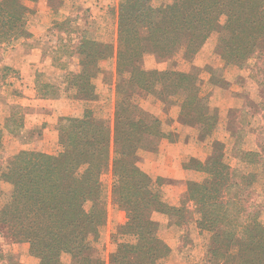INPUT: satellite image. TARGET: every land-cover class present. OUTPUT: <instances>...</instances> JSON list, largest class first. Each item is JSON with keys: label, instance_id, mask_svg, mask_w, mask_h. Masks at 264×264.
Masks as SVG:
<instances>
[{"label": "trees", "instance_id": "16d2710c", "mask_svg": "<svg viewBox=\"0 0 264 264\" xmlns=\"http://www.w3.org/2000/svg\"><path fill=\"white\" fill-rule=\"evenodd\" d=\"M153 1L122 0L117 9L118 98L113 126L94 117L91 108L80 117L64 116L57 124L59 152L20 150L0 170V181L9 186V196L0 206V231L14 241L26 242L37 264H102L89 238L98 236L106 219L99 177L108 168L113 197L126 213L125 223L113 235L115 248L109 264H160L169 253L151 215L161 212L182 225L186 208L162 201L137 165V151L150 148L165 132L157 117L143 116L139 105H132L130 93L136 88L150 94L158 86L168 88L181 98L178 117L182 125L194 126L204 139L215 120L204 116L198 105L195 77L141 67L144 51L169 54L184 45L186 51L195 53L223 18L221 56L239 66L253 58L256 81L264 86V0ZM28 13L24 0H0V43L29 37ZM113 51L109 43L79 37L74 53L80 69L65 73L64 78L73 95L92 97L98 62ZM35 86L40 97L59 94L48 82L36 80ZM48 89L55 93L48 95ZM22 126V116L6 117L0 127V148L4 133L14 134ZM221 145L213 142L207 159L195 165L206 177L187 186V199L198 214L196 227L209 233L201 264H264V223L251 203L257 174L227 164ZM238 160L257 165L264 180V151L240 147ZM2 193L0 189V197Z\"/></svg>", "mask_w": 264, "mask_h": 264}, {"label": "rangeland", "instance_id": "374dc122", "mask_svg": "<svg viewBox=\"0 0 264 264\" xmlns=\"http://www.w3.org/2000/svg\"><path fill=\"white\" fill-rule=\"evenodd\" d=\"M121 1L24 0V4L29 8L25 20L29 37L17 39L12 43H0V127L8 116L23 117V126L18 132H5L2 137L0 170L20 150L41 151L39 148L43 146V125L36 121L32 127L25 128L24 119L28 109L21 105L18 98L22 94L20 87L26 83L22 81L23 84H18L21 80L18 66L26 63L22 58L26 51L40 56H35L32 62L33 65L37 62L38 66L31 67L26 74L29 76L27 80L33 81L37 97H61L62 104L66 101L72 107L75 106L79 114L84 113L86 108H91L94 117L105 119L111 127L113 126V112L118 98L115 56L114 62L112 57L99 62V72L93 79V101L76 102L71 97L74 90L66 89L64 78L66 71L77 66L74 47L80 36L86 35L107 42L116 51L117 9ZM171 1L154 0L153 3ZM222 24L223 18L195 53L186 51L184 45L173 48L169 54L146 50L140 62L141 67L145 69L170 74L184 72L195 77L198 87L195 93L200 99L198 105H201L204 116L215 120L208 138H202L194 126L182 125L178 117L181 98L170 94L168 88L161 89L158 86L151 94L136 88L130 93L132 105L137 103L143 116L157 117L165 132L164 137L156 139L150 148L137 151V165L148 176L150 186L157 191L162 201L168 205L186 208V218L182 225L174 223L175 217L161 212H153L151 215L158 222L157 236L170 248L169 253L160 259V264H201L203 261L209 233L196 227L198 214L187 199V186L189 181L199 182L206 177L205 173L195 169V165L207 159L213 142L222 144L224 160L231 167H239L243 172L257 174L253 182L251 203L264 223V180L260 169L257 165L238 160L240 147L242 150L264 151V86L256 81L253 58L239 66L227 63L221 56V36L224 35L221 31ZM4 66L9 69L3 70ZM36 80L48 82L59 89L57 97H40L35 86ZM46 93L51 95L55 90L48 89ZM62 117L58 116L56 127ZM55 146L56 142L53 149ZM99 179L106 219L99 227L98 236H90L89 240L94 256H97L102 264H109V254L115 248L113 235L119 225L125 223L126 213L113 197L111 169L102 171ZM0 189L3 191L0 197L1 206L9 196V186L0 181ZM85 206L88 209L90 204ZM122 239L123 237L118 238ZM64 260L68 261L69 257L64 256ZM11 262L37 264L38 259L29 254L26 242L14 241L0 231V264Z\"/></svg>", "mask_w": 264, "mask_h": 264}, {"label": "crops", "instance_id": "0c3cea01", "mask_svg": "<svg viewBox=\"0 0 264 264\" xmlns=\"http://www.w3.org/2000/svg\"><path fill=\"white\" fill-rule=\"evenodd\" d=\"M104 43H107V42H104ZM31 53L29 51L24 52V54L22 55V58H24L26 63H21V66L20 67L18 66V69L20 71V79H21L18 82V84L20 82L23 84L22 81H26L25 83L26 85L24 84L22 87H20V89H22L21 90L22 94L18 96L21 102V105H23L24 107H26V109H28V112L25 113L26 118L24 119L25 128L32 127L33 123H36V121L38 124H42L43 128L42 127L40 128H42V138L43 139L41 140V143L43 146L40 147L39 149H41V151L46 152V153H56L57 150L58 151L61 150L60 144L57 143L58 130L56 127V122H57L58 116H63V117L64 116H67V117L68 116H82L83 112L81 114H79V112L77 113L78 109L75 108V106L72 107L66 101H64L62 104L61 97L57 99H41L36 96L35 90L33 88V81L27 80L29 79V76L26 75L28 72L27 70H29L31 67L38 66L37 62H35L36 65L32 64V62L34 61V57L36 55L35 53L33 54ZM114 56H115V50L110 56L112 57L113 62H114ZM36 57L39 58L40 56L38 55ZM75 57L77 58L76 55ZM103 60L104 59L100 61H103ZM99 62H98V67H99ZM76 65L77 66L75 69L68 70L66 71V73L69 71L75 72L80 69V65L78 64V58H77ZM66 89L68 90L67 86H66ZM71 97L74 98L76 102L80 101L83 103V102L93 101L91 100V97H88V94H79L76 96L71 95ZM38 118L40 119V121H38ZM55 142H56V146L54 148L55 151H53L54 150L53 146Z\"/></svg>", "mask_w": 264, "mask_h": 264}]
</instances>
